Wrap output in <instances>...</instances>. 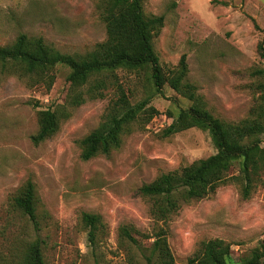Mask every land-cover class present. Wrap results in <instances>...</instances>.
Instances as JSON below:
<instances>
[{"label": "rangeland", "instance_id": "obj_1", "mask_svg": "<svg viewBox=\"0 0 264 264\" xmlns=\"http://www.w3.org/2000/svg\"><path fill=\"white\" fill-rule=\"evenodd\" d=\"M224 2V4H220ZM99 0H0V47L19 35L43 38L72 56H84L107 39ZM146 16H163L154 48L166 74L188 65L187 82L208 110L227 123L253 118L259 104L253 76L264 69L258 45L264 39V0H144ZM69 69L57 66L48 87L32 77L0 71V264H24L39 242L44 264H148L155 233L167 230L174 264H188L203 242L231 246L230 264H243L264 242V174L244 200L242 184L230 180L201 201L182 204L163 223L150 213L152 201L139 194L144 184L216 153L207 132L193 128L169 138L163 131L189 101L165 86L158 93L150 71L118 70L102 77V98L90 99L88 86L74 88ZM124 92L132 104L148 103L158 114L130 125L121 147L108 156L81 159L80 142L105 120ZM81 93L85 102L74 106ZM58 114V132L35 146L38 113ZM237 175L233 169L230 177ZM31 181L36 222L17 209L14 198ZM101 218L93 241L82 220ZM129 227L135 242L121 234Z\"/></svg>", "mask_w": 264, "mask_h": 264}, {"label": "trees", "instance_id": "obj_2", "mask_svg": "<svg viewBox=\"0 0 264 264\" xmlns=\"http://www.w3.org/2000/svg\"><path fill=\"white\" fill-rule=\"evenodd\" d=\"M144 0H99V17L106 27L107 39L84 56L62 54L51 48L43 38H30L21 34L10 45L0 47V71L7 75L32 77L38 83L52 87L57 66L69 69L68 82L74 88L88 86L86 95L90 99L102 98L106 87L102 77L114 76L116 71H150L154 88L161 93L167 85L175 93L189 101L172 124L162 134L163 138L199 129L207 132L216 153L194 162L188 167L161 175L150 184H144L139 194L152 201L150 213L157 222H167L178 212L182 204L209 198L217 189L230 180L242 184V197H251L255 183L264 174V82L258 85L259 104L252 110L253 118L240 123H227L215 117L207 108L204 98L196 87L187 82L188 65L182 56L175 71L166 74L154 48V38L164 26L163 16H146ZM224 4V2H220ZM264 64V39L258 45ZM253 76L264 78V69ZM113 105L98 128L81 140V159L89 161L97 156H108L118 150L122 138L131 124L143 120L148 124L158 111L148 103L132 104L124 92ZM81 93H75L72 104L85 102ZM39 130L31 137L38 146L53 137L59 130L58 114L51 110L38 113ZM233 169L237 175L230 177ZM17 209L36 222V192L29 181L21 193L14 198ZM82 220L90 227L93 241L101 223L97 215L84 213ZM121 234L135 242L132 230L122 227ZM167 230L160 228L155 233L148 264H174V257L167 240ZM231 246L221 239L203 242L201 249L189 258L188 264H230ZM243 264H264V242L252 251ZM24 264H44L39 242L33 243Z\"/></svg>", "mask_w": 264, "mask_h": 264}]
</instances>
